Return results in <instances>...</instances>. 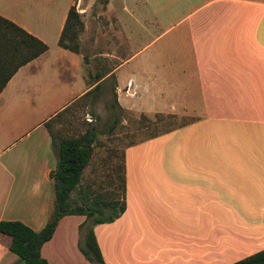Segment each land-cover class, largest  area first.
Listing matches in <instances>:
<instances>
[{"label": "crops", "instance_id": "1", "mask_svg": "<svg viewBox=\"0 0 264 264\" xmlns=\"http://www.w3.org/2000/svg\"><path fill=\"white\" fill-rule=\"evenodd\" d=\"M92 3L0 0L47 47L0 91V220L43 226L57 160L44 122L112 75L118 111L188 120L123 147L124 209L92 226L102 264H231L263 249L264 0ZM71 5L77 52L57 44ZM84 220L60 217L41 257L92 264L77 248ZM9 242L0 233V264H20Z\"/></svg>", "mask_w": 264, "mask_h": 264}, {"label": "trees", "instance_id": "2", "mask_svg": "<svg viewBox=\"0 0 264 264\" xmlns=\"http://www.w3.org/2000/svg\"><path fill=\"white\" fill-rule=\"evenodd\" d=\"M82 28V21L74 5L69 6L57 44L72 52H77V34ZM46 49L43 42L0 16V91L19 66ZM99 88L100 84L96 83L78 98L91 95ZM113 103L116 106L115 99ZM69 105L44 122L57 160L55 167L48 172L49 187L53 197L51 209L43 226L38 230H32L17 220H0V233L9 236L8 249L17 256L20 264H51L41 257L40 247L51 237L59 218L68 214H79L85 218L78 226L77 239V248L83 258L92 264H102L103 260L92 226L113 221L124 209L121 174L117 184L120 191L119 196H114L113 192L97 191L88 184L83 185L80 182L82 171L92 154L95 140L94 130L86 129L83 133L73 137H63L60 129H56L55 133L52 132L51 121L62 111L64 113ZM163 116L175 117L172 114ZM184 123L181 122L169 129L153 133L146 138L169 131ZM231 264H264V248Z\"/></svg>", "mask_w": 264, "mask_h": 264}, {"label": "rangeland", "instance_id": "3", "mask_svg": "<svg viewBox=\"0 0 264 264\" xmlns=\"http://www.w3.org/2000/svg\"><path fill=\"white\" fill-rule=\"evenodd\" d=\"M86 1L88 3L93 1L89 8L96 12L98 9L106 8L108 0ZM112 6L119 11L122 7L121 0H112ZM87 56L90 54L87 53ZM112 67L113 65L106 64L102 71ZM86 69L92 77L93 65L88 64ZM113 100V76L108 75L97 92L75 99L64 113L62 111L54 117L50 125L54 133L56 129H60L63 137H73L90 128L94 130L92 154L82 171L80 182L97 191L113 192L114 196H119L117 184L121 174L120 160L123 147L188 119L182 116L170 118L163 116L165 114L139 116L131 111L121 112L117 110ZM52 197L51 195V199Z\"/></svg>", "mask_w": 264, "mask_h": 264}]
</instances>
